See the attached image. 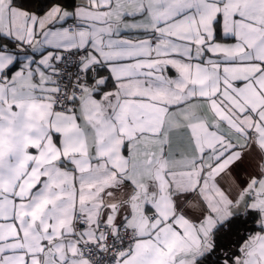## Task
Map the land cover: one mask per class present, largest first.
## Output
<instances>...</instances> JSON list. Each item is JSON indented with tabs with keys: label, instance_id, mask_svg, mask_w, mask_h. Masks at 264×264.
I'll list each match as a JSON object with an SVG mask.
<instances>
[{
	"label": "snow or ice",
	"instance_id": "obj_1",
	"mask_svg": "<svg viewBox=\"0 0 264 264\" xmlns=\"http://www.w3.org/2000/svg\"><path fill=\"white\" fill-rule=\"evenodd\" d=\"M0 264H264V0H0Z\"/></svg>",
	"mask_w": 264,
	"mask_h": 264
},
{
	"label": "trees",
	"instance_id": "obj_2",
	"mask_svg": "<svg viewBox=\"0 0 264 264\" xmlns=\"http://www.w3.org/2000/svg\"><path fill=\"white\" fill-rule=\"evenodd\" d=\"M248 228L249 229H254V228H256V225H254L251 222H249ZM242 234H244V228H240L239 233L236 234V235H233L231 240L230 241H226V243L230 244L231 247L233 249H235L237 247L238 242H239L238 241V237H239V235H242Z\"/></svg>",
	"mask_w": 264,
	"mask_h": 264
}]
</instances>
